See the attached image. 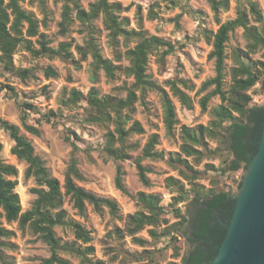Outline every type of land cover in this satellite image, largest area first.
<instances>
[{"label":"trees","instance_id":"16d2710c","mask_svg":"<svg viewBox=\"0 0 264 264\" xmlns=\"http://www.w3.org/2000/svg\"><path fill=\"white\" fill-rule=\"evenodd\" d=\"M32 1L37 3L40 12L43 14L42 24L45 25L47 17L45 0ZM55 1L62 3L61 21L59 23L60 34L63 35L67 32L72 23L71 15L73 12H75V19L82 26L81 32L86 34L84 45L76 46V51L80 60L83 61L88 54L92 59L89 65L90 80L93 83L97 81L99 70L104 72L110 82L117 79L121 74L132 77L134 80L132 86L127 89L125 100L113 95L100 96L98 90L92 87L86 96L80 91L71 89L60 101V104L67 108L75 107L81 100L86 101L88 123L105 128L102 148L104 155L115 161H124L129 159V152L135 149L136 146L129 142V137L134 133L141 134L143 129L138 122H131L129 127L127 125L131 121L130 115L133 113V104L136 100L135 91L137 90L140 92L141 98L147 91L159 93L166 134L172 136L177 124L174 106L167 93L159 88L151 76L146 73L148 55L153 53L155 49L166 48V50H170L172 46L157 37L146 36L144 31L127 30L128 20H119L116 15L122 10L118 3H110L109 0H93L88 6V10H84L79 4V0ZM205 1L219 26L215 32L203 30L204 37L211 41L212 50L209 53V58L214 61L215 75L202 83L200 91L209 87H213V90L202 96L199 104L201 111L205 112L207 102L212 96L218 95L221 102L208 112L210 119L207 125L180 127L179 137L182 143L179 152L168 153L167 155L156 152L157 136L153 135L142 148L141 154L135 159L138 179L143 185H147L148 180L146 178L147 168L142 166V160L161 159L177 170L179 176L189 186V189H186L179 180L172 177L166 179V185L174 192L172 202L169 205L177 221L163 228L161 232H157L156 228L168 223L167 219L163 217L165 208L160 205L161 199L157 195L138 192L135 196L138 210L127 215L123 230L115 229L112 232L118 238L122 235L131 237L134 244L142 247L147 242L136 235L145 227H151L148 230V235L152 240L168 238V241L173 243L178 236H182L186 240L187 246L179 264L212 263L224 240L227 225L235 207V198L228 191L215 190L217 185L212 181L211 187L208 189L198 182L201 172L195 169V166L200 163L205 154L212 153L214 155L217 152H222L226 154V158L221 163L226 166H219L217 171L221 173L247 171L252 157L258 151L264 122L263 107L252 105V98L249 93L256 85H259L264 91V61H257L251 66L243 60L244 58L249 59L250 55L264 49V18L262 13L253 0H238L235 18L220 23L219 12L228 11L229 0ZM22 2L23 0H0V67L2 70L15 72L21 79L30 77V72L27 69L15 70L13 55L19 45H24V48L34 57L41 54L51 58L60 57L73 62L78 68V62L73 61L69 52L70 44L62 43L57 50L45 47L44 35L38 32L39 21L33 14L21 7ZM100 15L103 18L104 30L108 32V45L113 54L112 60L102 56L96 41L98 30L95 28L94 22ZM236 28L243 30L246 46L245 51L236 49L232 52L233 66L229 70L230 84L228 90L224 91L226 43L229 34L233 33ZM34 37H39L42 40L41 52L32 49L30 39ZM118 37L123 38L125 47L130 40L137 43L134 49L127 48L124 52V57L129 63L125 68L113 63V61L118 62L121 58L117 50L119 46ZM44 73L46 77L56 76L52 68H47ZM177 83L184 89H192L188 81L179 80ZM8 90L10 93L13 92L11 87ZM172 91L182 106L192 109V101L185 92L174 84ZM20 108L22 109L20 121L23 129L37 136L39 134L38 128L26 123L27 111L33 109L32 105L22 103ZM54 116L55 113L49 112L43 115L41 119L50 122L51 117ZM0 130L5 132L13 142L10 153L18 160L26 163L25 178H33L37 186L33 189L35 199L30 209L22 212L19 196L15 192L17 180L13 179L17 175V170L14 166L3 161L0 142V218L3 217L8 223L17 222L20 228L28 227L33 234L38 235L50 250V255L47 258L33 264H71L67 259L60 256L61 253L78 257L82 264H107L103 260H93L90 257L94 253L93 246L89 244L91 241L90 233L79 223L68 218L66 211L62 208L64 198L69 197L73 208L79 214H83L87 205L91 206L96 213H101L103 208H107L113 217H117L118 213V206L113 200L98 197L76 185V181L83 179L77 166V146L72 143V152L61 186L59 180L50 175L43 160L35 154L32 143L20 133L16 125L0 119ZM208 141L217 143V148L213 152L207 150ZM229 157L231 159L227 161ZM205 167L208 170H214L212 166L206 165ZM122 176V169L117 166L114 185L119 191L125 193ZM241 185L242 182H238L236 188L239 190ZM190 195H193L190 204L191 210L189 215L185 216L177 205L186 201ZM56 228L70 230L75 239L85 245L84 248L76 246L74 242L62 243L56 235ZM9 235L11 232L2 227L0 222V249L3 245L1 240Z\"/></svg>","mask_w":264,"mask_h":264},{"label":"rangeland","instance_id":"374dc122","mask_svg":"<svg viewBox=\"0 0 264 264\" xmlns=\"http://www.w3.org/2000/svg\"><path fill=\"white\" fill-rule=\"evenodd\" d=\"M253 1L257 3L264 18V0ZM45 2L47 8L45 25L42 24L43 14L35 1L23 0L21 7L33 14L39 21L38 32L44 35L45 47L57 50L62 43L70 44L69 52L73 61L78 62L79 67L76 68L73 62L60 57L51 58L41 53L34 57L24 48V45L17 46L13 55L15 70L27 69L30 77L21 79L15 72L3 71L0 67V119L19 128L20 133L32 143L35 154L43 160L50 175L58 179L61 186L72 152V143H74L78 148L76 151L77 166L83 176L81 181H76V185L98 197L111 199L117 204V217H113L107 208H103L101 213H96L89 205L86 206L83 214H79L73 208L69 197L64 198L62 208L66 211L68 218L79 223L90 233L89 244L94 248V253L90 257L93 260L100 259L107 264H179L187 246L182 236H178L173 243L169 242L168 238L152 240L148 235L151 227H145L136 235L147 242L142 247L134 244L131 237L122 235L118 238L112 232L115 229L123 230L127 215L138 210L135 201L138 192L157 195L161 199L160 205L165 208L163 217L168 223L156 228L157 232H161L163 228L177 221L169 205L174 192L166 185V179L175 178L184 184L186 189H189V186L182 180L177 170L161 159L142 160V166L147 168L146 178L148 180V184L143 185L138 179L135 159L153 135L157 136L156 152H162L165 155L179 152L182 143L179 137L180 127L207 125L210 119L208 112L221 102L218 95L212 96L207 102L205 112L201 111L199 104L201 97L213 90V87H209L200 91L202 83L215 75L214 61L209 58L212 50L211 41L204 37L203 30L215 32L219 25L208 3L205 0H109L110 3L120 4L122 10L116 15L119 20H128L127 30L144 31L146 36L157 37L172 46L170 50L155 49L148 55L146 73L151 76L159 88L167 93L174 106L177 120L173 135L168 136L163 121V108L159 93L147 91L141 98L140 92L135 91L136 100L133 104V113L130 115L131 121L127 127L131 122H138L143 132L134 133L129 137V142L136 146L129 152V159L115 161L107 158L102 151L105 128L87 121L86 101H79L73 108L62 106L60 101L71 89L80 91L86 96L92 87L98 90L100 96L113 95L125 100L127 89L132 86L134 80L132 77L121 74L110 82L104 72L99 70L98 79L93 83L89 75V65L92 61L90 55L88 54L82 61L76 51V46L84 45L86 34L81 32L82 26L75 19V12L71 15L72 23L67 32L62 35L59 32L62 3L55 0H45ZM92 2L93 0H79L84 10H88ZM237 4L238 0H229L228 11L219 12L220 23L235 18ZM94 26L98 30L96 41L102 56L112 60L113 54L108 45V32L104 30L102 15L96 19ZM30 40L32 49L41 52L42 40L39 37ZM118 42L117 50L121 58L113 63L125 68L129 63L124 57V52L127 48L134 49L137 43L130 40L125 47L122 37H118ZM245 46L243 30L236 28L233 33L229 34L226 43L224 91L228 90L230 84L229 70L233 66L232 52L236 49L245 51ZM243 60L251 66L257 61H264V49L250 55L249 59L244 58ZM47 68H52L56 76L46 77L44 72ZM179 80L188 81L192 89L182 88L177 83ZM173 84L189 96L192 109H187L180 104L173 94ZM10 87L13 88L11 93L8 90ZM249 93L252 105L264 107V91L259 85L254 86ZM22 103L32 105L33 109L27 111L26 123L38 128L37 136L25 131L21 125L20 105ZM49 112L55 113L50 122L41 119ZM110 129L112 130V127ZM0 142L3 161L17 170V175L13 178L17 180L15 192L19 196L22 212L27 211L35 199L33 189L37 186L33 178H25L26 163L10 153L13 142L2 130H0ZM207 148L213 152L217 148V143L208 141ZM225 158L226 154L222 152L214 155L205 154L200 163L195 166V169L201 172L198 182L208 189L212 181L217 185L215 190L228 191L236 197L240 190L236 188V185L242 182L247 171L239 170L235 173L217 171L219 166H226L221 163ZM229 159L231 158L229 157L227 161ZM189 160L191 161L190 158ZM206 165L212 166L214 170H208ZM117 166H120L123 172L122 184L125 193L119 191L114 185ZM192 198L193 195H190L186 201L177 205L185 216H188L191 210ZM0 222L2 227L11 232V235L1 240L3 245L0 249V264L39 263L50 255L49 247L28 227L20 228L17 222L8 223L3 217L0 218ZM55 232L62 243L74 242L76 246L84 248L85 245L77 241L70 230L56 228ZM172 234L177 236L175 233ZM60 256L71 264H82L80 259L72 254L61 253Z\"/></svg>","mask_w":264,"mask_h":264},{"label":"water","instance_id":"95a60500","mask_svg":"<svg viewBox=\"0 0 264 264\" xmlns=\"http://www.w3.org/2000/svg\"><path fill=\"white\" fill-rule=\"evenodd\" d=\"M234 198L226 235L211 264H264V122L258 151Z\"/></svg>","mask_w":264,"mask_h":264},{"label":"flooded vegetation","instance_id":"af4514ba","mask_svg":"<svg viewBox=\"0 0 264 264\" xmlns=\"http://www.w3.org/2000/svg\"><path fill=\"white\" fill-rule=\"evenodd\" d=\"M224 225H225V223H224Z\"/></svg>","mask_w":264,"mask_h":264}]
</instances>
